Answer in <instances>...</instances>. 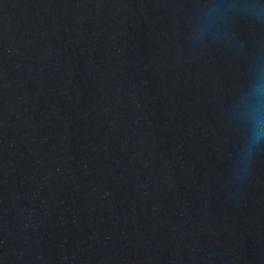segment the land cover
Here are the masks:
<instances>
[{"label":"water","instance_id":"water-1","mask_svg":"<svg viewBox=\"0 0 264 264\" xmlns=\"http://www.w3.org/2000/svg\"><path fill=\"white\" fill-rule=\"evenodd\" d=\"M0 264H264V0H0Z\"/></svg>","mask_w":264,"mask_h":264}]
</instances>
